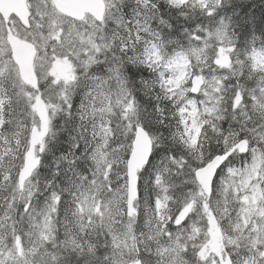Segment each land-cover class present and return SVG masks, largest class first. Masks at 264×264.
<instances>
[{
    "label": "snow or ice",
    "instance_id": "snow-or-ice-1",
    "mask_svg": "<svg viewBox=\"0 0 264 264\" xmlns=\"http://www.w3.org/2000/svg\"><path fill=\"white\" fill-rule=\"evenodd\" d=\"M0 264H264V0H0Z\"/></svg>",
    "mask_w": 264,
    "mask_h": 264
}]
</instances>
